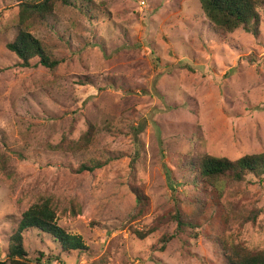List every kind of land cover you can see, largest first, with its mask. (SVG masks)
Instances as JSON below:
<instances>
[{
  "label": "rangeland",
  "instance_id": "374dc122",
  "mask_svg": "<svg viewBox=\"0 0 264 264\" xmlns=\"http://www.w3.org/2000/svg\"><path fill=\"white\" fill-rule=\"evenodd\" d=\"M84 2L91 19L57 4L48 23L27 25L59 61L48 70L37 59L20 67L6 49L18 3L0 0V261L21 214L45 197L57 224L88 251L56 262L57 244L29 229L24 249L30 259L43 253L44 264L48 257L49 264H220L207 235L264 248V182L249 176L225 188L218 206L227 214L242 204L260 214L224 226L209 193L178 169L187 157L264 151V11L258 38L237 29L221 40L208 32L198 0ZM90 125L98 130L87 151L48 149L63 137L78 140ZM107 153L120 158L75 174L81 156ZM132 186L148 198L139 216ZM177 209L201 222L198 239L174 235L170 219L159 223ZM155 225L143 240L134 232ZM165 236L174 238L161 249Z\"/></svg>",
  "mask_w": 264,
  "mask_h": 264
},
{
  "label": "trees",
  "instance_id": "16d2710c",
  "mask_svg": "<svg viewBox=\"0 0 264 264\" xmlns=\"http://www.w3.org/2000/svg\"><path fill=\"white\" fill-rule=\"evenodd\" d=\"M18 3L17 26L15 36L11 42L6 43V49L13 53L19 60V66L29 68L31 61L37 59V63L42 67L53 70L59 65V61L53 59L45 46L28 31L27 25L32 20L40 23H48L55 16L57 4L66 7L77 8L84 16L91 19L92 8L86 6L84 0H12ZM200 9L205 19V25L210 35L217 39H225L226 36L237 29L249 33L255 38L260 35L261 15L264 11V0H198ZM93 125L79 137L78 140H69L63 137L59 143L48 145L51 152L67 153L75 156L88 150L93 142L94 133L97 131ZM83 155V154H82ZM118 155L107 153L103 158L91 157L85 159L81 156L77 160L74 170L77 176L91 174L102 169L109 162L117 160ZM179 171L185 174L196 188H201L209 193L210 205L220 214L221 221L225 226L231 219H235L239 224L254 223L259 212H255L254 207L247 209L244 204L234 205L230 214L226 213L225 206L218 204L225 194L226 187H239L251 176L264 182V151L255 154H246L235 160L226 157H216L203 154L195 158L187 157L179 163ZM135 201L137 203V215L148 205V198L142 188L131 187ZM220 209V210H219ZM72 216L79 214L72 206ZM247 214V216H246ZM174 221L176 225V236H187L189 239H198V232L202 229L199 220L188 216L177 209L172 215L161 217L158 221ZM57 208L50 197L40 199L31 204L22 214L17 228L9 237L6 260L0 264H44L43 253H38L34 259L28 257V253L23 246V233L29 229H34L41 234L47 235L59 247V253L53 258L60 262L62 254L70 255L73 252L83 254L88 251L82 238L66 232L57 224ZM160 225H155L147 229L146 232L134 231L138 239L143 240L149 234L156 231ZM188 231L190 233H188ZM174 236L162 237L160 239L161 249H164ZM220 264H264V248L249 249L241 242L229 241L219 236H209ZM49 264L50 258L45 261ZM128 264H141L130 261Z\"/></svg>",
  "mask_w": 264,
  "mask_h": 264
}]
</instances>
